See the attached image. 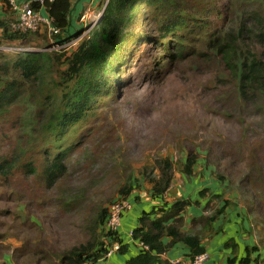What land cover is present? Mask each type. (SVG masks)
<instances>
[{"label": "trees", "instance_id": "trees-1", "mask_svg": "<svg viewBox=\"0 0 264 264\" xmlns=\"http://www.w3.org/2000/svg\"><path fill=\"white\" fill-rule=\"evenodd\" d=\"M72 4V0L46 4V12L59 29V34L52 37L69 30ZM255 4L257 7L243 10L233 19L228 14L215 17V0L209 4L206 0H108L95 27L70 50L25 51L11 63L0 64V192L12 196L18 190L16 178L35 173L47 188L53 189L65 171L62 161L68 147L57 148L61 136L67 128L85 120L98 100L114 92L118 83L124 85L129 80L134 61L148 45L161 50L157 66L192 56L202 61L214 60L222 66L219 77L234 81L239 102L246 105L251 98H264V0ZM31 5L39 7L36 2ZM230 7L227 3L226 8ZM74 30L77 36L82 32L80 28ZM40 31L48 36L45 29L12 31L5 20H0V43L25 44ZM116 90L121 92L120 87ZM185 152L181 172L189 178L194 175L193 167L200 157L195 148L185 146ZM154 162L146 168L144 177L151 184L153 198H159L171 185L175 162L169 157H157ZM216 177L222 182L221 173L217 172ZM134 184L130 178L121 187L120 197L129 195ZM206 195L209 201L204 212L191 221L193 232L181 230L184 217L180 215L191 200L175 201L168 214L158 219L150 218L153 209L143 211L132 236L147 249L140 247L125 264H156L158 256L177 242L189 248L191 260L206 252L202 239L212 230V222L232 205L231 200L222 199L223 193H210L208 189L199 192L200 197ZM12 200L16 204L15 198ZM220 202L223 205L218 208L216 204ZM247 213L250 214L248 208ZM106 216L107 209H101L97 218L83 228L85 242L61 251L56 255L58 261L45 258L47 263L97 264L107 246L98 244L96 228L103 231ZM169 219L172 222L165 224ZM102 236L117 241L116 234L103 231ZM164 236L170 239L166 244L161 240ZM230 244L226 247L235 251L236 245ZM259 244L246 247L242 257L229 258L227 264H251L250 255L259 252ZM126 248L127 245L121 246L119 252ZM256 257L255 264H263Z\"/></svg>", "mask_w": 264, "mask_h": 264}, {"label": "rangeland", "instance_id": "rangeland-1", "mask_svg": "<svg viewBox=\"0 0 264 264\" xmlns=\"http://www.w3.org/2000/svg\"><path fill=\"white\" fill-rule=\"evenodd\" d=\"M234 1L215 0V17L228 14L237 19L243 10L257 7L255 1L261 3ZM102 3L90 9L102 10L105 0ZM86 11L84 20L77 14L59 37L43 36L40 31L25 44L2 41L0 64L11 63L25 51L75 47L96 25L89 24L92 13ZM79 28L82 32L77 36L74 29ZM160 55L158 48L146 46L134 61L129 80L118 83L121 92L114 87L85 120L65 130L57 147H68L62 161L65 171L53 189L35 173L19 175L18 190L13 189L12 196L0 192V253L10 255L12 264L13 260L48 264V257L58 261L61 251L85 242L83 228L101 209L120 199L119 191L130 178L151 187L144 176L155 158L172 159L174 173L181 169L185 146L195 148L198 165L211 177L218 180L217 172L223 175L222 199H230L245 215L249 234L255 236L256 244L263 243L252 255L264 264V98H251L246 105L239 102L234 81L219 77L222 66L214 60L192 56L157 66ZM96 232L98 244L104 245L108 239L100 228Z\"/></svg>", "mask_w": 264, "mask_h": 264}, {"label": "crops", "instance_id": "crops-1", "mask_svg": "<svg viewBox=\"0 0 264 264\" xmlns=\"http://www.w3.org/2000/svg\"><path fill=\"white\" fill-rule=\"evenodd\" d=\"M32 1L33 0H16L19 5L24 2ZM7 2L0 0V20H5L6 22L16 17V12H14L8 0ZM72 2L73 6L69 17L70 22L73 21V18L76 20L75 16L77 14L78 18V16L85 13L86 10H90V13H97L98 11H92L90 7L94 8L98 6V4L104 2V0H72ZM41 11L46 13V9H41ZM201 164H203L202 161ZM193 172L194 175L188 178L181 172L180 168L177 169L173 175L170 187L167 189L166 193L159 198H153L150 185L144 188L140 182L134 184L135 187L131 190L129 195L125 197L130 203V207L122 214L120 225L116 233V240L119 241L120 247L127 245V248L123 253H120L119 250L113 252L108 259H106L107 263L125 264L126 260L139 252L141 247L139 245L140 241L134 239L129 232L139 226V217L143 211L150 212V210L153 209L154 213L150 214V218L158 219L162 217V215L166 216L168 214L170 206L175 201L190 200L192 197H195L193 203L187 205L180 214L184 217V224L181 230L184 232L194 231L191 221L204 212L205 205L209 201V195L200 197L198 193L202 189H208L210 193L222 194V182L211 177L207 169L198 165V161L193 167ZM195 202H197L196 205L194 204ZM222 205V202L216 204L218 208ZM234 207H236V210ZM238 208L239 207L236 205L227 206L224 212L212 222V230L206 232L201 241V245L208 253V258L205 260L204 264H227L229 258L234 256L238 258L242 257L245 254L244 251L246 247L251 248L256 244L255 236L249 234V232H251L250 227L244 225L243 219L245 215H243V212ZM171 222L172 219H169L165 224ZM161 240L166 244L170 239L164 236ZM107 242L111 244L113 241L108 239ZM230 242V245H236L235 251L230 247H226V244ZM252 254L250 258L253 260L255 257ZM158 257L159 261L156 264H191L189 248L182 242L173 244L166 252ZM0 264H12L10 255L0 254Z\"/></svg>", "mask_w": 264, "mask_h": 264}, {"label": "built area", "instance_id": "built-area-1", "mask_svg": "<svg viewBox=\"0 0 264 264\" xmlns=\"http://www.w3.org/2000/svg\"><path fill=\"white\" fill-rule=\"evenodd\" d=\"M14 12H16V17L7 22L8 27L12 31L17 32H36L40 29L47 30V33L51 36H55L59 34V29L54 26L52 17L49 14L43 13L41 9H45L47 3H51L54 0H33L32 2L38 3L39 7L35 9L31 3L32 2H24L23 4L19 5L16 0H8ZM108 0H105V4H107ZM103 8L101 11L97 13H92L90 16L89 24L91 26L97 24L98 16L102 13ZM86 17L85 15L81 16V20H84ZM77 38V37H76ZM76 42L77 39H73ZM71 45H74L73 41L67 42ZM66 44V43H64ZM57 47H62V45L56 44ZM29 50V49H27ZM130 207V203L127 199H117L110 203L107 209V216L104 221L103 231L104 233H111L116 234L117 229L120 225V219L123 214V211ZM132 235V231L129 232ZM139 245L142 248L147 249V246L143 244L142 241L139 242ZM107 246V250L102 254L99 258L97 264H110L106 262V259L113 253L119 250L120 244L117 241H113L111 244L108 242L105 243ZM208 258V254L206 252L200 253L195 255L194 258L191 260V264H204L205 260Z\"/></svg>", "mask_w": 264, "mask_h": 264}, {"label": "water", "instance_id": "water-1", "mask_svg": "<svg viewBox=\"0 0 264 264\" xmlns=\"http://www.w3.org/2000/svg\"><path fill=\"white\" fill-rule=\"evenodd\" d=\"M106 6V4L104 5V7ZM104 7H103V9H104ZM100 18V17H99ZM99 18H98V20H99Z\"/></svg>", "mask_w": 264, "mask_h": 264}]
</instances>
